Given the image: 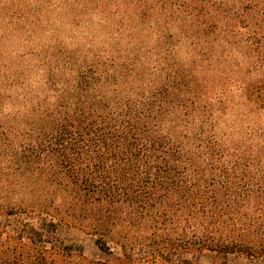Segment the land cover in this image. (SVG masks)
<instances>
[{"label": "trees", "instance_id": "obj_1", "mask_svg": "<svg viewBox=\"0 0 264 264\" xmlns=\"http://www.w3.org/2000/svg\"><path fill=\"white\" fill-rule=\"evenodd\" d=\"M84 5L0 96V264H110L71 228L128 264L264 263V0Z\"/></svg>", "mask_w": 264, "mask_h": 264}, {"label": "rangeland", "instance_id": "obj_2", "mask_svg": "<svg viewBox=\"0 0 264 264\" xmlns=\"http://www.w3.org/2000/svg\"><path fill=\"white\" fill-rule=\"evenodd\" d=\"M84 8V0H0V96L2 92L3 97L16 93L9 89L20 81L15 76L17 71L43 68L41 58L47 55L48 50L51 53H67L75 41L84 38L87 33L85 29H81L76 36L73 34L75 17L83 13ZM88 19L91 17H86ZM98 20L99 16L96 15L93 18L95 25H98ZM89 34L93 36L95 32ZM102 37L99 36L97 41H101ZM39 80L33 76L31 81L27 79V84L35 85ZM68 237L83 248L84 255L90 261L128 264L121 255L101 252L95 246V238L77 228H71ZM215 262V255L212 254H207L202 260V264ZM228 264L264 263L242 256H230Z\"/></svg>", "mask_w": 264, "mask_h": 264}]
</instances>
